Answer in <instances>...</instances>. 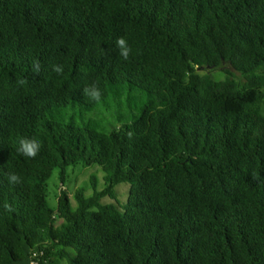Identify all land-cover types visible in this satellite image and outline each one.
<instances>
[{
	"label": "trees",
	"instance_id": "1",
	"mask_svg": "<svg viewBox=\"0 0 264 264\" xmlns=\"http://www.w3.org/2000/svg\"><path fill=\"white\" fill-rule=\"evenodd\" d=\"M0 264H264V0H0Z\"/></svg>",
	"mask_w": 264,
	"mask_h": 264
},
{
	"label": "clouds",
	"instance_id": "2",
	"mask_svg": "<svg viewBox=\"0 0 264 264\" xmlns=\"http://www.w3.org/2000/svg\"><path fill=\"white\" fill-rule=\"evenodd\" d=\"M115 45L118 49V55L125 61L129 60L132 54V48L129 46L127 39L123 36H120L116 39ZM33 71L36 74H39V72L41 71V65L38 60L33 61ZM52 71H54L58 75L62 74L64 71V66L62 64H53ZM18 83L22 85L23 83H25V81L20 80L18 81ZM83 94L97 103L101 101L102 93L96 83L83 88ZM40 148L41 144L36 138H21L19 141V147L16 149V151L22 156L34 159L38 155ZM7 179L10 185L21 183V177H19L15 173L7 174ZM5 207L9 211L12 210L11 207L7 204L5 205Z\"/></svg>",
	"mask_w": 264,
	"mask_h": 264
},
{
	"label": "rangeland",
	"instance_id": "3",
	"mask_svg": "<svg viewBox=\"0 0 264 264\" xmlns=\"http://www.w3.org/2000/svg\"><path fill=\"white\" fill-rule=\"evenodd\" d=\"M215 79H224L225 75L220 72L213 73ZM97 171V167L93 166L91 168H78L76 171L70 170L71 174L69 175V180L67 186L65 187L62 184L61 179L58 177V172L52 177L49 186H50V196L49 201L52 206L56 207L58 204V199L62 194V191H67L71 198L74 196L75 191L79 188H86L88 194L90 195L93 191L90 188V176L94 175ZM128 188L127 184H122L117 187L116 191L118 192V202L121 206H125L126 201L129 199V194L125 195L126 189ZM110 202V198L107 197L103 200V203Z\"/></svg>",
	"mask_w": 264,
	"mask_h": 264
}]
</instances>
